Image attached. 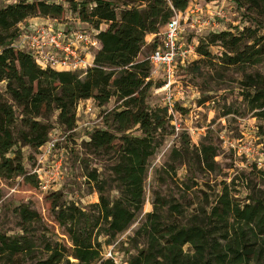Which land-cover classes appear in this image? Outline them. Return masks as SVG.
<instances>
[{
	"label": "trees",
	"instance_id": "1",
	"mask_svg": "<svg viewBox=\"0 0 264 264\" xmlns=\"http://www.w3.org/2000/svg\"><path fill=\"white\" fill-rule=\"evenodd\" d=\"M66 1L72 10H78L82 21L93 25L100 41L92 65L82 72L43 68L30 53L12 45L20 23L31 17L61 16V4L18 0L0 8V83L5 84L0 90V177L23 176L36 185L35 176L25 170L20 151L8 156L12 148L18 142L33 148L45 144L51 129L48 119L55 112L57 123L69 130L75 126L79 101L91 98L104 105L116 96L122 100V108L110 111L106 123L110 121L120 135L95 130L89 145L96 150L109 149L119 141L117 161L111 168L119 197L106 196L92 174L98 202L91 210L53 203L62 236L44 243L45 256L32 255V246L24 236L0 233V261L9 264H19L26 255L34 264H116L114 257H104L99 239L108 241L123 232L141 210L148 160L168 134L172 119L165 107H149L148 91L160 84H153L148 57L138 60L137 56L146 44V35L157 36L174 12L188 7V0H130L137 1L136 5L122 0L125 7L119 12L114 0ZM233 3L253 13L252 24L209 32L195 51L209 56L208 47L218 44L227 66L264 65V33L258 34L264 28V0ZM101 22L108 27L100 28ZM158 44L154 41L152 50ZM241 95L255 116L264 120V73L246 74ZM17 119L21 127L14 133ZM134 128L140 131L139 136L128 132ZM260 133L264 136V127ZM200 154L202 163L212 168L215 151L203 146ZM232 185L223 184L209 210L202 208L185 223L170 220L153 202L152 211L135 231V238H143L144 245L127 264H264V199L252 197L250 202L240 203ZM17 209L24 232L38 214L24 207ZM168 210L179 212V207L171 205Z\"/></svg>",
	"mask_w": 264,
	"mask_h": 264
},
{
	"label": "rangeland",
	"instance_id": "2",
	"mask_svg": "<svg viewBox=\"0 0 264 264\" xmlns=\"http://www.w3.org/2000/svg\"><path fill=\"white\" fill-rule=\"evenodd\" d=\"M16 1L0 0V8ZM43 1L63 6V14L54 19L65 29L93 30V25L82 21L78 10H72L66 0ZM114 1L117 12L125 7L121 4L122 0ZM125 1L130 5L138 4L137 1ZM205 1L188 0V7H202L206 15ZM233 2L217 0V5L223 6L228 18L221 21L216 30L252 24L250 16L253 13L246 6L236 8ZM107 27L108 23L101 22L100 28ZM183 27L182 41L195 47L204 43L209 32H213L208 31L212 29H201L197 24L192 26L190 20ZM263 33L264 28L259 29L258 34ZM155 36L145 39L146 44L137 56L138 60L150 55L154 41L160 42V36ZM96 50H92L93 55ZM208 51L209 56L189 54L185 63L177 66L175 104L171 115L173 123L170 122L168 134L161 138L160 145L148 160L141 210L123 232L108 241L105 237L99 239L103 242L104 257H114L116 264H127L137 248L144 245L143 238H135V231L145 214L152 211L153 202L170 220L185 223L202 208L209 210L223 184H234L233 193L240 203L250 202L252 197L264 199V169L257 168L253 161L257 150L264 148V136L260 133L264 120L255 116V111L248 108L241 95V81L245 75L257 71L264 73V65L227 66L221 60L223 49L218 44L210 45ZM151 77L153 84H160V74L152 73ZM4 86L3 82L0 83V90ZM147 103L149 107H165L162 95L155 91V87L148 91ZM121 104L122 100L116 96L104 105H98L91 98L81 100L76 107V122L72 129L60 126L55 112L48 119L51 129L45 144L33 148L18 142L12 148L8 156L20 151L27 174L34 175L37 183H29L23 176L0 177V233L11 237L24 236L32 246V255L45 256L44 243L62 236V228L55 220L53 203H69L91 210L98 202L96 184L90 179L92 174L103 185L106 196L110 199L119 197L118 183L111 171L117 161L119 141L115 140L112 148L96 150L89 145V140L95 130H108L120 135L106 120L110 111L122 108ZM16 115L18 117V111ZM174 123L179 125L178 129ZM20 127L17 119L14 133ZM128 132L140 135L136 128ZM203 146L215 151L212 168L201 161ZM58 162L60 175L56 176L50 187L43 189L34 171L43 165H50L51 170L55 171ZM175 204L179 212H169V206ZM18 207L38 214V218L28 224L24 232ZM185 249H189L188 245ZM0 264L9 263L0 261ZM19 264H34V260L26 255Z\"/></svg>",
	"mask_w": 264,
	"mask_h": 264
},
{
	"label": "built area",
	"instance_id": "3",
	"mask_svg": "<svg viewBox=\"0 0 264 264\" xmlns=\"http://www.w3.org/2000/svg\"><path fill=\"white\" fill-rule=\"evenodd\" d=\"M205 8L206 15L199 6L174 12L158 33L160 36L158 46L148 56L151 65L150 77L152 73L160 74V85L155 87V91L161 93L163 104L170 116L173 115L175 104L174 84L177 66L184 64L189 54L196 55L194 44H185L182 41L183 24L190 20L192 26L197 24L201 29H212L208 31L214 32L219 31L215 27H219V23L228 18L223 6L217 5V0L206 2ZM27 22L18 25L19 32L12 45L16 49L30 53L39 66L82 72L92 65V50L100 47V41L95 35L96 31L89 32L84 29L70 31L56 23L54 18L45 19L44 22ZM171 122L173 123L172 119ZM174 125L176 129L179 128L178 124L174 123ZM256 155L253 158L254 164L257 168L264 169V148L261 151L257 150ZM59 167L60 162L56 164L55 171L51 170L50 165L36 168L34 172L43 189L50 187L56 176L60 175Z\"/></svg>",
	"mask_w": 264,
	"mask_h": 264
},
{
	"label": "crops",
	"instance_id": "4",
	"mask_svg": "<svg viewBox=\"0 0 264 264\" xmlns=\"http://www.w3.org/2000/svg\"><path fill=\"white\" fill-rule=\"evenodd\" d=\"M38 20H40V21L45 20V18H43V17H31V18H27L25 21H38ZM153 35H155V34H147L145 39H151L153 37ZM148 43L149 42H147V44ZM93 58H94V55L91 57L92 62H93Z\"/></svg>",
	"mask_w": 264,
	"mask_h": 264
}]
</instances>
